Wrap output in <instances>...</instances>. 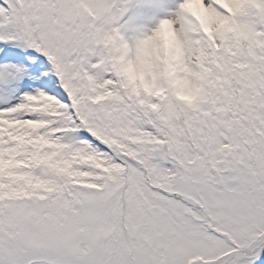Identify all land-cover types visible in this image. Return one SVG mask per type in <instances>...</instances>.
I'll return each instance as SVG.
<instances>
[{"label":"snow or ice","instance_id":"1","mask_svg":"<svg viewBox=\"0 0 264 264\" xmlns=\"http://www.w3.org/2000/svg\"><path fill=\"white\" fill-rule=\"evenodd\" d=\"M0 264H264V0H0Z\"/></svg>","mask_w":264,"mask_h":264}]
</instances>
